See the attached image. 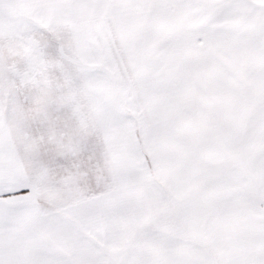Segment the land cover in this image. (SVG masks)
I'll use <instances>...</instances> for the list:
<instances>
[{
  "label": "snow or ice",
  "instance_id": "obj_1",
  "mask_svg": "<svg viewBox=\"0 0 264 264\" xmlns=\"http://www.w3.org/2000/svg\"><path fill=\"white\" fill-rule=\"evenodd\" d=\"M0 264H264V0H0Z\"/></svg>",
  "mask_w": 264,
  "mask_h": 264
}]
</instances>
